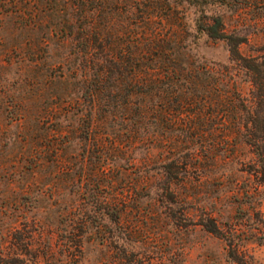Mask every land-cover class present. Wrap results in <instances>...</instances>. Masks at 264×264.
I'll list each match as a JSON object with an SVG mask.
<instances>
[{"label":"rangeland","instance_id":"rangeland-1","mask_svg":"<svg viewBox=\"0 0 264 264\" xmlns=\"http://www.w3.org/2000/svg\"><path fill=\"white\" fill-rule=\"evenodd\" d=\"M65 1L0 0V264H236L228 243L264 264V190L254 191L255 156L229 114L207 115L198 138L188 136L191 107L177 127L118 116L90 133L72 81L44 82L64 58L72 67L70 42L49 32ZM163 8L151 31L178 29L194 61L249 103L252 85L227 43L195 21L219 15L244 40L240 53L255 56L264 0H166ZM210 220L227 240L207 230Z\"/></svg>","mask_w":264,"mask_h":264},{"label":"trees","instance_id":"trees-1","mask_svg":"<svg viewBox=\"0 0 264 264\" xmlns=\"http://www.w3.org/2000/svg\"><path fill=\"white\" fill-rule=\"evenodd\" d=\"M165 1L66 0L58 9L62 17L49 32L70 42L72 67L69 71L64 58L46 69L44 82H52L54 76L61 82L72 81L73 105L86 106L90 133L118 116H136L141 127L151 124L155 129H168L191 107L193 123L186 125L188 136L198 138L194 130H202L207 115L217 110L227 113V122L255 156L250 171L258 185L254 191L264 190V48L258 55L243 56L238 45L244 40L228 33L219 15L201 12L195 21L198 32L224 40L231 57L245 71L252 85L247 103L233 86L224 89L223 79L208 66L194 61L178 29L151 31V17L164 12ZM48 37L43 35L44 44ZM64 67L68 73L62 71ZM205 227L224 237L213 221ZM228 246L227 256L233 262L249 264Z\"/></svg>","mask_w":264,"mask_h":264}]
</instances>
